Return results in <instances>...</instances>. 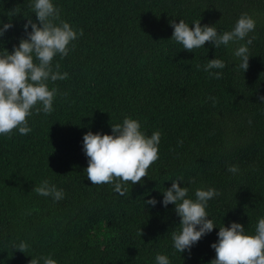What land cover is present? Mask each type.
I'll return each instance as SVG.
<instances>
[{
    "label": "trees",
    "instance_id": "obj_1",
    "mask_svg": "<svg viewBox=\"0 0 264 264\" xmlns=\"http://www.w3.org/2000/svg\"><path fill=\"white\" fill-rule=\"evenodd\" d=\"M33 0H0V27H13L0 38V55L26 38L25 24H38ZM59 20L83 35L69 54L53 60L64 80L56 88L53 111L28 118L31 132L0 135V264H30L51 257L57 264H210L221 226L236 222L255 234L264 218V0H52ZM256 21L244 41L185 51L172 40L171 21L190 27L231 31L239 17ZM31 32V27H28ZM255 37L249 68L238 66L240 44ZM225 62L216 79L204 70L208 60ZM214 98V99H213ZM38 107H42L38 105ZM139 121L147 136L159 131V159L141 183L126 182L121 196L114 184L92 185L83 136L111 135V125ZM237 166L235 174L228 171ZM44 180L64 198L38 195ZM173 181L197 189H216L208 201L216 228L191 251L175 250L179 232L175 205H163ZM155 199L153 207L146 203ZM140 230L143 235H140ZM26 242L25 253L14 244ZM43 264V260H40Z\"/></svg>",
    "mask_w": 264,
    "mask_h": 264
},
{
    "label": "clouds",
    "instance_id": "obj_2",
    "mask_svg": "<svg viewBox=\"0 0 264 264\" xmlns=\"http://www.w3.org/2000/svg\"><path fill=\"white\" fill-rule=\"evenodd\" d=\"M37 23L31 19L25 24L26 38H22L18 47L11 54L4 50L0 55V135L11 136L14 130L22 135L31 132L28 118L41 111L50 114L57 96V89H49L48 81L55 82L68 78L65 72H59V64L53 68V60L59 55L66 57L71 50L72 42L83 35L68 23L59 20V9L52 0H33L30 4ZM2 23V22H0ZM31 32H28V27ZM174 29L171 39L181 44L185 51L204 47L211 42L215 48L227 47L230 43L244 41L249 33L254 32L256 21L248 14H242L231 31L218 33L215 26L201 25V20L190 27L183 20L170 22ZM13 27L12 23L0 27V38ZM255 37L240 44L234 55L240 58L239 68L247 72L249 68V48ZM226 64L220 59L208 60L204 70L216 79L222 78L214 69H224ZM214 99V98H213ZM264 102V97H260ZM38 105L42 107H38ZM112 134H101L88 131L83 136V151L88 158L87 178L92 185L114 184V190L121 196L127 193L126 182L132 185L142 182L148 176V169L159 159L161 133L156 131L149 137L141 131L139 121L125 118L122 124L111 125ZM228 171L235 174L239 168L230 166ZM180 181H173L171 188L163 192V205H175V212L180 217L179 232L172 233L176 251L183 253L197 244L215 227L209 218L208 201L220 195L213 188L197 189L195 200L188 197V187H180ZM34 191L44 197H52L55 201L64 198L63 190H58L48 180H44ZM156 205L155 199L146 201ZM140 235L143 232L140 230ZM16 251L25 253L26 242L13 245ZM215 251V259L210 264H264V218H260L255 227V234L248 235L243 225L233 222L229 227L219 228L218 241L211 245ZM57 264L51 257L32 258L30 264ZM156 264H170L169 258L158 254Z\"/></svg>",
    "mask_w": 264,
    "mask_h": 264
}]
</instances>
